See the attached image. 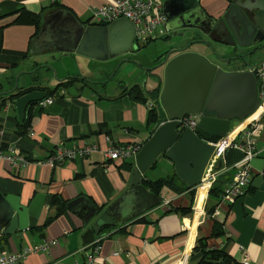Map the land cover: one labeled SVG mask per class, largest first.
I'll return each mask as SVG.
<instances>
[{
	"label": "crops",
	"instance_id": "0c3cea01",
	"mask_svg": "<svg viewBox=\"0 0 264 264\" xmlns=\"http://www.w3.org/2000/svg\"><path fill=\"white\" fill-rule=\"evenodd\" d=\"M109 1L0 0V150L6 153L12 146L28 160L21 166L0 161V192L17 196L24 205L37 194L44 197L35 226L0 239V254L53 241L47 251L29 254L15 264H82L84 254L79 249L98 242L101 248L97 264H198L193 248L198 238H205L208 248L223 250L237 264H264V190L257 187L220 208L217 214H213L214 209L207 213L217 201L208 192L199 195V188H189L194 189L191 201L189 190L176 193L164 187L158 196L159 205L135 216L139 208L135 203L127 214L122 212V223H118L120 217H115V226L103 227L93 242H83V234L92 223V220L84 222L86 211L94 207L103 211L112 205L128 188L134 169L133 156L126 159L132 167L123 169L124 160L105 158V148L114 143L142 145L157 126L146 123L149 104L156 109L161 122L167 120L159 104L163 84L161 62L167 54L155 59L153 64H158L153 67L135 63L130 53L98 61L68 52L59 43L38 39L45 17L63 10L87 25L91 23L92 11ZM199 4L206 12L218 16L226 1L199 0ZM21 10L38 13L39 27L15 22ZM60 28L59 20L51 21L48 35H58ZM180 31L184 30L177 29ZM169 32L165 24L164 38ZM187 36L186 41L191 39L189 33ZM214 46L221 57L237 54ZM207 52L198 53L214 61L208 49ZM247 60L236 59L221 67L226 71L249 70L251 59ZM60 82L65 84L57 87ZM132 85L141 87L145 102L124 92ZM156 87L157 97L147 94ZM50 95L54 97L53 103L42 107L39 103ZM24 121L26 128L18 133L17 125ZM236 127L230 129L231 133ZM59 144L65 147L94 144L98 149L86 157L77 155L51 167L45 159ZM254 149L257 157L264 158V123ZM242 154L241 150L227 148L219 155L215 169L221 189L232 180L234 165ZM172 174H175L173 163L159 155L141 179L155 180ZM53 195L66 202L65 210L46 226L36 229L54 215L55 208L50 205ZM188 206L189 213L174 210ZM125 215L133 217L124 220ZM142 217L145 220H139ZM214 221L222 224L224 232L220 236L212 235Z\"/></svg>",
	"mask_w": 264,
	"mask_h": 264
},
{
	"label": "water",
	"instance_id": "95a60500",
	"mask_svg": "<svg viewBox=\"0 0 264 264\" xmlns=\"http://www.w3.org/2000/svg\"><path fill=\"white\" fill-rule=\"evenodd\" d=\"M225 1L229 4L228 9L215 21L209 19L199 0H164L162 12L166 18V30L171 31L174 37L182 38L186 33L191 35V39L174 46L161 62L163 84L159 104L167 120L154 128L133 155L134 169L124 193L103 211L96 207L86 211L84 222L92 220V223L83 234L84 243L93 242L103 227L115 226V217L121 218L123 213L127 214L131 205L137 203L139 206L135 211V216H138L160 204V198L150 194L141 184V175L159 155L173 163L174 173L184 185L193 188L200 183L217 147L199 138L195 131L181 128L180 119L185 115L200 113L196 128L222 138L257 110L259 99L254 74L248 69L226 71L221 67L243 55L221 57L214 44L224 47L225 51L238 52L239 48L250 46L257 38L262 39L264 6L261 8L263 13L250 22L245 17L242 0ZM261 1L264 4V0ZM206 19L210 21L209 24L204 23ZM53 20H59L61 28L58 35L49 36L48 28ZM179 28L184 31L178 33ZM194 31H199L202 39L195 40ZM38 39L59 43L60 48L68 52L98 61L138 49L134 42L133 25L127 19L119 18L105 25H86L63 10L44 18ZM194 42L204 43L214 61L203 54L189 51ZM173 53L177 54L170 57ZM250 165L257 172H264V158H252ZM251 185L264 190L262 175L255 176ZM43 198L42 194H37L28 205H24L17 196L0 192V235L18 234L34 227ZM79 200L68 203V206ZM132 217L125 215L124 220ZM122 222L121 218L118 223ZM215 263L237 264L231 258L219 259Z\"/></svg>",
	"mask_w": 264,
	"mask_h": 264
},
{
	"label": "built area",
	"instance_id": "2783aa9c",
	"mask_svg": "<svg viewBox=\"0 0 264 264\" xmlns=\"http://www.w3.org/2000/svg\"><path fill=\"white\" fill-rule=\"evenodd\" d=\"M164 0H110L107 4L95 8L92 11L90 21L92 24H108L113 20L125 18L130 21L134 28V42L137 46H143L157 38L156 29H159V34L164 35V25L166 23L165 15L162 12ZM249 70L254 74L257 80V91L259 106L257 110L249 116V119L240 129L239 136L230 133L222 138H218L215 142H208L217 147L215 154L211 158L200 183L206 187V192L217 180V172L215 169L217 159L220 154L227 148H234L243 152L242 158L235 165V173L233 178L222 189L220 197L214 208V213L217 214L223 206L243 196L247 192L248 186L252 179L257 175H262L250 165V160L257 157V151L254 149L255 142L258 136V131L264 123V61L258 65L252 66ZM54 101L53 96H47L39 104L43 107L51 104ZM153 107L149 104V108ZM200 113L185 115L180 119L181 128H189L195 131L197 122L200 119ZM141 145L136 143H114L109 144L103 151L104 157L110 160L122 159L126 160L132 157L140 148ZM98 148L94 144H85L82 146L65 147L62 144L56 146L54 151L45 159V163L51 167L62 163L66 159H73L79 155L86 157ZM7 160L13 166H21L28 162L14 147H9L6 153L0 150V161ZM197 211V209H195ZM53 241L31 244L17 251L3 252L0 254V264H15L25 259L29 254L45 252L48 250ZM98 242H93L79 249L78 252L84 254L82 264H97V257L100 251ZM117 254V253H115ZM78 264V263H75Z\"/></svg>",
	"mask_w": 264,
	"mask_h": 264
},
{
	"label": "trees",
	"instance_id": "16d2710c",
	"mask_svg": "<svg viewBox=\"0 0 264 264\" xmlns=\"http://www.w3.org/2000/svg\"><path fill=\"white\" fill-rule=\"evenodd\" d=\"M15 22L20 23V24H30L35 26L36 28L39 27L40 24V15L38 13H32L26 10H21L19 11V14L15 20ZM90 21H88L89 23ZM101 25H105V24H101ZM73 79H71L72 81ZM65 83L60 82L58 84L57 87H61L63 86ZM57 89V88H56ZM52 92V91H50ZM124 92H126L131 98L141 101V102H145L146 98H145V94L143 92V90L141 89L140 86L138 85H132L131 87L124 89ZM159 93V88L156 87L150 91H147L148 95L157 97ZM249 119V117H247L245 120H243L241 122L240 125H238L233 132H230V135L234 134L235 131H237L238 129H240L244 123ZM161 122V119L159 118V115L156 111L155 108L151 107L148 110V114H147V119H146V123L147 125H153V124H159ZM27 122L24 121L23 124L21 125H17V132L18 133H23V129L26 128ZM195 132L197 134V136L201 139H203L204 141H209V142H215L218 140V136L204 132L202 130L199 129H195ZM155 162L152 164V166H154ZM132 167V163L128 162L127 160H124L123 164L121 165V168L123 169H130ZM218 181V180H217ZM217 181L213 184V186L210 188L208 194L209 196L215 198L217 201L215 204H213L211 207L208 208L207 213L211 214V212H213V209L215 207V205L218 202V199L220 197L221 191L222 189L220 188L219 184L217 183ZM141 182L143 184V186L153 195L155 196H159L160 192L162 190V188L166 187L169 189H172L174 192L176 193H181L183 191L189 190L190 193V198L192 201L193 198V194H194V189H189L190 187L184 185L183 183H178V178L176 177L175 174L172 175H168L166 177H162V178H157L155 180H146L144 178L141 179ZM217 183V184H216ZM254 187H252V185L250 184L247 188V191L249 190H253ZM206 191V187L201 185L199 187V195L204 194ZM50 205L53 206L55 208V213L54 215L46 218V220L43 222L42 225L40 226H36L35 228H41L46 226L47 224H49V222L51 220H53L55 217L59 216L66 207V202L64 200H62L61 197L57 196V195H53L51 197L50 200ZM175 211H180L182 213H189L190 211V206L188 207H176L174 208ZM139 220H145L144 217H142L141 219L139 218ZM223 227L222 224L218 221H214L213 222V227H212V235L213 236H220L223 234ZM8 236H1L0 239H6ZM193 251L198 255V264H212L216 261H218L219 259H226V258H230L229 255L224 252L221 249H211L208 248L207 243H206V239L205 238H198L196 241V244L193 248Z\"/></svg>",
	"mask_w": 264,
	"mask_h": 264
},
{
	"label": "rangeland",
	"instance_id": "374dc122",
	"mask_svg": "<svg viewBox=\"0 0 264 264\" xmlns=\"http://www.w3.org/2000/svg\"><path fill=\"white\" fill-rule=\"evenodd\" d=\"M161 26L156 29L157 38L153 39L149 43L143 46H139L138 50H130L128 53H130L131 56H134L132 59L135 63L141 62L145 64H152L153 66H156L158 63L153 64L154 60L158 57L165 56L174 46H177L178 44H181L183 41L186 42V39H188V36L184 35L182 38L174 37L172 36V32L170 31L168 36L164 38L161 34H159V29ZM183 31H180L181 33ZM195 40L202 39V35L200 33L195 34ZM215 45V44H214ZM190 49H193L195 51L193 52H202L205 54L207 52V47L204 43H196L192 44ZM208 53V52H207ZM247 56L243 57L242 59H246ZM139 60V61H138ZM264 61V52H258L256 53L252 59L251 64L257 65ZM142 68H145L143 65Z\"/></svg>",
	"mask_w": 264,
	"mask_h": 264
},
{
	"label": "flooded vegetation",
	"instance_id": "af4514ba",
	"mask_svg": "<svg viewBox=\"0 0 264 264\" xmlns=\"http://www.w3.org/2000/svg\"><path fill=\"white\" fill-rule=\"evenodd\" d=\"M242 1H243L242 3H244V6H245V8L243 9V11H244L245 17H246V19L248 21L252 22L256 18V16H259V15H261L263 13V9H261V8L264 6V4L262 3L261 0H242ZM228 6H229V4H228V2H226V5H225V7H224V9H223V11L221 13V15L215 16V15L210 14L208 12H206V14L209 17V19L210 18H213V19H215V21H218L221 18V16L224 15L225 11L228 9ZM209 22L210 21L207 20V19L204 20V23L205 24H209ZM195 33L197 34V33H200V32L199 31H196ZM240 49L242 51H240ZM238 50L239 51L237 52V54H235V56H233V57L242 56L243 55V57L247 56L246 60L247 59L250 60V59H252V57L256 53L264 50V37L262 39H258L257 38L255 40V42L252 41V44L250 46H247L245 48H239ZM242 58H239V59H242ZM252 66H255V65L254 64L253 65L251 64V67Z\"/></svg>",
	"mask_w": 264,
	"mask_h": 264
}]
</instances>
